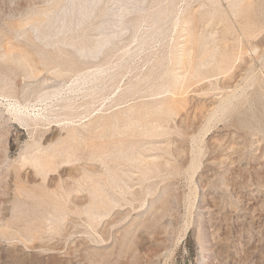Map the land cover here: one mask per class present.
Returning <instances> with one entry per match:
<instances>
[{
  "label": "rangeland",
  "instance_id": "rangeland-1",
  "mask_svg": "<svg viewBox=\"0 0 264 264\" xmlns=\"http://www.w3.org/2000/svg\"><path fill=\"white\" fill-rule=\"evenodd\" d=\"M0 264H264V0H0Z\"/></svg>",
  "mask_w": 264,
  "mask_h": 264
},
{
  "label": "bare ground",
  "instance_id": "bare-ground-1",
  "mask_svg": "<svg viewBox=\"0 0 264 264\" xmlns=\"http://www.w3.org/2000/svg\"><path fill=\"white\" fill-rule=\"evenodd\" d=\"M139 2H143V0H138ZM133 12H135V11H129L128 9H126L125 10V12H124V17H126L127 15H129L130 13H133ZM123 16H121V17H123ZM124 17H123V19H124ZM147 19L145 18L144 20H143V22H145ZM186 22V21H185ZM184 22V23H185ZM141 27H142V25H141ZM123 28H124V26H123ZM125 28H127V27H125ZM140 29V28H139ZM184 31L185 30H187L186 28H184L183 29ZM116 32V31H115ZM114 32V33H115ZM111 37V36H110ZM186 41H188V39L186 40ZM109 43H111L112 45H114V42L111 40V41H109ZM180 42H177L176 40H174V42H173V45H172V48L174 49L178 44H179ZM91 48H94V47H91ZM95 49V48H94ZM188 48H186V49H184V53L185 54H183V56H188L191 52L190 51H188L187 50ZM89 52V51H88ZM87 52V53H88ZM90 52H92V51H90ZM175 58H179L180 56L178 55V54H176L175 56H174ZM185 61H187V59H185ZM227 62L226 61H217L216 62V66H221V64H226ZM206 64H205V62L202 64H197V66L196 67H194L193 68V72L195 73V75H196V77L195 78H199L200 76H204L205 74H207V72L209 71V69H207V70H204L203 69V67L205 66ZM184 67H186V63L184 64ZM176 70V68H172V71H175ZM106 71L104 70H96L95 72H93L92 73V75L91 76H88V78H85L84 80L85 81H87V80H94V79H102L103 78V75H104V73H105ZM179 75L180 74H177V75H175L173 78H172V80H174V82H175V85H177V83H178V78H179ZM91 80V81H92ZM84 81V82H85ZM165 85V84H164ZM164 85H160L162 88L164 87ZM232 103V102H231ZM18 116V119L20 118V120L22 121H27V117H24L23 115H17Z\"/></svg>",
  "mask_w": 264,
  "mask_h": 264
}]
</instances>
